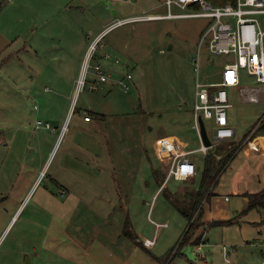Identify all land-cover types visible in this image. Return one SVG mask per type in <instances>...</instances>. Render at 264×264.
I'll return each mask as SVG.
<instances>
[{
    "label": "rangeland",
    "instance_id": "1",
    "mask_svg": "<svg viewBox=\"0 0 264 264\" xmlns=\"http://www.w3.org/2000/svg\"><path fill=\"white\" fill-rule=\"evenodd\" d=\"M50 1L0 0V178L12 177L13 175L6 172L9 169L8 165H11L12 161L14 164L25 161L29 156L28 153L31 152L25 150L16 153V149L12 146L14 142L11 143L12 134L16 129L28 130V134L24 137L26 143L23 145L26 148L40 140L53 143L59 133L55 136L52 135V130L46 129L48 122L53 129L58 130L53 119L45 115L46 105L49 108L56 105L53 114L59 116L65 114V117L69 118L73 102L77 101L76 97L74 100L68 97L69 91L64 87L60 91L62 96L58 97L63 100L58 103L57 101L53 103L54 99L51 100L54 97L53 86L47 81L56 78L60 73L58 70H24L21 68V63L6 62L12 53L10 43L17 41L32 28L35 29V21L40 15L53 12ZM84 2L89 5L90 15L98 17L99 22L96 23L98 30L103 29L105 25L112 26L104 33L100 45L104 44L105 51L110 54L107 59L109 63L115 64L116 60L121 61L115 65V69L118 68V71L123 69V74L114 73L112 68L106 69L110 74L112 73V76L104 82L100 91H91L97 96L100 107L99 110L96 108V111L107 114L105 128H108V138L116 143L114 150L121 154L122 150H125L128 156H133L129 168L121 173L122 179L124 176V180L131 179L132 188L129 186L128 192L124 190L126 192L122 195V199L116 203L118 209H115V205L100 206L101 203L90 206L88 200L91 197H86L85 205L82 202H79V205L77 201L70 204L68 220L70 221L71 218L73 223L70 227L71 233H76V228L85 221L87 230L95 236L104 235L105 238H101L102 242L106 247L117 252L118 260L114 263L101 264H163L157 256L161 258L170 252L189 224L188 219H185L170 200L171 191L178 189L182 193L186 190L196 191L200 179L196 181L189 179L184 182L170 180L167 189L163 192L161 190L154 199L158 185L153 179L151 167L162 165L155 149V141L164 135L183 132L181 130L183 114L194 109L197 80L200 79L203 83L221 82L227 58L212 55L204 46L199 47L201 31L209 22L206 18L148 20L149 15L162 16L168 13L166 0H85ZM115 10L118 12L116 15ZM172 12L181 14L189 11L174 6ZM134 16H140V19L118 24L119 20ZM95 36L92 37V41ZM117 44L122 45L125 56L117 57L111 52V47ZM170 46L172 49L169 48ZM128 54L131 57L130 61L127 58ZM198 61L201 66L197 70ZM91 70L87 77L92 76ZM82 74L83 70L77 82ZM128 74L132 75V80L128 79ZM242 76L244 80L241 88L260 87V90H264V83H259L257 77L248 75L246 70L242 72ZM122 79L124 82L128 81L131 87L129 91L124 89L123 83L120 82L123 81ZM107 86L110 90L105 92ZM81 87L79 92L86 90L89 93V87ZM228 93L233 104L230 110L231 124L236 128V136L233 140L242 142V139H246L248 135L244 137L246 132L256 126L255 124L264 116V95L260 98L257 92L260 101L251 102L246 99L248 93L246 92L242 97L237 88L231 87ZM80 97L78 105L83 106L85 94H81ZM73 111L72 116H74ZM79 117V114H76L74 119L71 117V120L73 119L71 126ZM38 120L44 125L38 126ZM204 121L208 136L214 141L216 125L211 120ZM83 138L86 136L84 135ZM91 138L92 136L89 139ZM133 138L135 140L139 138V143L134 142ZM228 142H219L214 149ZM200 145L197 143L190 147L198 148ZM64 151L65 146L59 152L57 161ZM138 153L140 155L137 157L135 154ZM38 154L42 155L43 151ZM200 155L201 153L197 154L198 157ZM140 156L143 158L141 162ZM37 161L40 163L42 159ZM202 165L198 164V174L201 173ZM45 184L46 181L43 186ZM217 191L228 195L232 207L242 199L235 195L236 192H243L246 195L263 193L264 152L253 148L249 143L244 144L222 174L217 184ZM95 207L100 210H96ZM263 215L264 209L250 210L247 215L249 219L246 220L262 222ZM39 216H41L39 223L47 224L54 218V223L57 224L55 217L47 209L41 211ZM127 216L129 231L132 230V233L137 234L143 229L144 235L151 240L157 236L156 246L151 249L143 248L142 244L139 245L134 238L125 234V231L124 233L120 231V237H115V244L110 241L107 236L117 235L114 229L116 220L123 221L121 229H124ZM17 220L15 219L11 230L4 234L1 231L4 224L0 223V259L5 247L11 242V236L20 225V221ZM244 220L245 218H241L240 223L236 225L234 223L225 231L219 226L209 228L210 230L206 231V241L199 246L187 245L180 249L176 246L178 254L167 264H205L204 261H207V264H264V223L260 228ZM201 230L202 227L199 231ZM46 233L47 230L38 229L40 238ZM88 243L94 247L96 253L100 254L99 243L92 244L91 241ZM71 246L72 243L68 241L62 244L61 249ZM40 251L47 258L46 261H42L43 264H49V260L50 264H73L64 254L57 256L49 249Z\"/></svg>",
    "mask_w": 264,
    "mask_h": 264
},
{
    "label": "crops",
    "instance_id": "2",
    "mask_svg": "<svg viewBox=\"0 0 264 264\" xmlns=\"http://www.w3.org/2000/svg\"><path fill=\"white\" fill-rule=\"evenodd\" d=\"M84 1L51 0L50 6L53 12L40 15L35 21V29L32 28L30 31L25 32L17 41L9 45L12 53L6 61L8 64L21 63V68L24 70H58L60 72L56 78L47 81L54 87H52L54 97L51 99H54L53 103L63 100L58 98L62 96L60 91L63 87L69 91L68 97L73 100L76 97L77 101L76 103L73 102L69 118L65 117V114L60 116L53 114L52 111L56 109V105L52 108L46 105L47 111L45 115L51 117L54 123L57 124V131L51 125L49 128L46 127V129L52 130V135L56 136L59 133L55 142L50 143L40 140L26 148L23 145L26 143L24 137L28 134V130L20 128L16 129V132L12 134L11 143L14 142L12 146L16 149L17 154L25 150L31 152L30 154L28 153L29 156L27 155L28 158L26 157L25 161L15 164L12 161L11 165H8L9 169L6 172L13 175V178L10 176H2L0 178V223L4 224V228L1 229L2 234L11 230L15 219L20 221L19 227L10 238L11 242L2 253L0 264H43L42 261H46L47 258L43 256L41 249H49L52 254L57 256L64 254L68 261L73 264H78V262L79 264L114 263L118 260L117 252L110 247L108 248V246L106 247L102 242L101 238H105L103 234L100 237L95 236L94 233L87 230L85 221L76 228V233H71V218L70 221L68 220L70 204H74L77 201L78 204L82 202L85 205L87 203L86 197H91L88 200L90 206L101 203L100 206L115 205V209H118L116 203L119 202V199H122V195L126 191H129V186L132 188L131 179L124 180L125 176L122 179L121 173L129 168L133 156H128L125 150H122V154L114 150L116 143L111 138H108V128H105L107 114L106 112L103 113V111H96V108L99 110L100 107L94 92L91 90H89V93L86 90L79 92L80 86L77 80L81 71L83 70L84 72L92 37L96 35L94 37L96 39L99 36H103L109 30L107 27L110 26L105 25L103 29L98 30L96 27V23L99 22L98 17L90 15L89 5H86ZM114 14L116 15L118 12L115 10ZM135 17L140 16L131 18L134 20ZM105 49L104 44H99L97 56L101 64L108 59L105 55H110ZM110 50L117 57L125 56V50L120 44L114 45ZM127 58L130 61L131 57L129 54ZM117 61L113 65L107 60L102 65L107 70L112 68V71L118 75L120 73L123 74V69L120 71L117 70L118 68L115 69V65L121 62ZM126 62L128 63V61ZM127 63L126 65L129 68ZM107 73L109 72L107 71ZM102 86L96 92L100 91ZM135 87H137V84ZM105 88V92L110 90L108 86ZM83 93L85 94V102L81 106L78 104ZM258 93L261 98L264 95L263 89L259 90ZM75 104L76 106L74 107ZM72 111L74 116L79 114L80 117L71 126L74 119ZM183 115L184 121L181 129L183 132L164 135L155 141V149L162 165L161 167H151L153 179L155 184L158 185L154 199L161 190L163 192L167 189L170 180H175L170 177L169 172L176 155L184 152L190 153L187 157L192 159L198 168V164L200 166L203 164L202 166H204L206 155L215 147L210 148L207 153L202 152L200 149L204 143L201 140V126L198 128L195 122L194 109L185 112ZM71 117L73 118L72 120ZM86 117L91 118L87 121ZM84 135L86 138H83ZM90 136H92L91 139H89ZM133 141L139 143V138L137 140L133 138ZM244 141L245 139H242L241 146H243ZM197 143L201 144L198 148L190 147L192 144ZM217 143L219 142L213 141V145ZM63 146H65V151L57 161L56 159ZM40 151H43L42 155L38 154ZM260 151L264 152V148H261ZM200 153L201 155L198 157L197 154ZM135 155L138 157L140 153ZM139 158L141 162L143 158L141 156ZM38 159H42V162L39 163ZM145 166L146 164L144 168ZM201 173L198 174L197 172L195 176L189 179L194 181L197 179L201 180ZM45 181L46 184L43 186ZM198 187L199 185L196 190L199 189ZM216 188L213 190L214 195L203 202L201 219L204 226L197 233L198 236L200 234L203 236L202 243L207 239L206 231H209V228H213L208 227V225L213 222L234 219L233 224L235 223L236 225V223L241 222V218H245L244 221L251 222V225L262 228L264 221L246 220L249 219L247 215L250 212L248 209L250 204L248 195L243 192H236L237 194L235 195L242 197V199L232 207L231 199H229L228 195H224L219 191L216 192ZM179 190L171 191V193H179L184 196L187 191L182 193ZM95 208L96 210L99 209ZM46 209L55 217L57 224L54 223V218L52 221H48L47 224L39 223L38 220L41 217L39 214ZM254 210L260 211L258 209ZM122 222L116 220L114 227L117 232L116 236H107L113 244H115V237H120V231L124 233V229H121ZM125 223H129L128 216ZM233 224L218 226L223 227L225 231L227 227H231ZM40 228L47 230L43 238H40L38 234V229ZM137 236L138 239L135 240L139 245L142 244L143 248L151 249L157 244L156 238L158 237L155 236L153 240L147 238L143 229L137 233ZM68 241L72 243V246L64 250L61 249L62 244ZM90 241L92 244L99 243L100 254L94 251V247L88 243ZM231 254V251H229V255ZM159 257L157 256L158 259ZM206 262L204 261L205 264H207Z\"/></svg>",
    "mask_w": 264,
    "mask_h": 264
},
{
    "label": "built area",
    "instance_id": "3",
    "mask_svg": "<svg viewBox=\"0 0 264 264\" xmlns=\"http://www.w3.org/2000/svg\"><path fill=\"white\" fill-rule=\"evenodd\" d=\"M166 1L169 7L168 13L162 16L149 15L148 20L206 18L209 22L201 31L199 47L204 46L212 55L227 58L221 82L203 83L200 79L197 80L194 116L198 128H200L199 117L201 116L205 120L213 121L216 125L215 142L231 141L236 136V128L231 124L230 110L233 104L230 102L228 89L237 88L242 97L246 92L248 93L246 98L249 101H260L257 96L260 87L241 88V85L244 80L242 72L245 70L248 75L257 77L259 83H264V0H229L225 5H215L208 0ZM174 6L189 12L175 14L172 12ZM138 19L140 18H134V20ZM134 20L133 18L119 20L118 24ZM111 28L112 26L108 27V29ZM102 37L94 39L88 48L85 69L79 80L81 88L89 87L90 90H98L111 77L97 56ZM105 57L109 58V55ZM200 66L201 63L198 64L197 70ZM90 70L92 76L87 77ZM128 79L132 80L131 74H128ZM122 80L120 82L123 83L124 89L129 91L131 87L128 81ZM90 118L86 117V120L89 121ZM263 124L264 116L248 133L243 145L249 143L255 149L264 148V131L260 130ZM37 125L42 126L43 123L38 121ZM46 127L49 128L50 124L46 123ZM214 146L207 147L203 144L200 150L207 153ZM188 154L190 153L184 152L176 155L169 172L170 177L177 181H185L197 174L196 163L187 157Z\"/></svg>",
    "mask_w": 264,
    "mask_h": 264
},
{
    "label": "trees",
    "instance_id": "4",
    "mask_svg": "<svg viewBox=\"0 0 264 264\" xmlns=\"http://www.w3.org/2000/svg\"><path fill=\"white\" fill-rule=\"evenodd\" d=\"M215 5H225L229 0H208ZM256 125V124H255ZM250 128L244 137L254 128ZM261 131H264V124L262 125ZM242 142L233 140L229 141L225 145L218 146L216 149H211L206 155L204 160V166L201 170V180L199 183V189L196 191L187 190L184 196L179 193H171L170 200L177 207L179 212L188 219V226L177 243L178 249L183 248L187 245H199L202 243V235H197L198 231L204 223L202 222L203 214V202L209 200L214 194L213 190L216 188L221 175L225 173L227 167L232 163V160L236 157L237 152L240 150ZM249 197V210H262L264 209V192L256 194H248ZM234 220V219H233ZM233 220L213 222L208 227H214L223 224H233ZM130 224L124 228L125 234L128 236L138 239L137 234L129 231ZM176 246L171 248L164 257H159V260L163 264H167L178 254Z\"/></svg>",
    "mask_w": 264,
    "mask_h": 264
},
{
    "label": "water",
    "instance_id": "5",
    "mask_svg": "<svg viewBox=\"0 0 264 264\" xmlns=\"http://www.w3.org/2000/svg\"><path fill=\"white\" fill-rule=\"evenodd\" d=\"M170 49H172V46L169 47ZM199 125L201 126V140L203 141V143L205 144V146L207 147H212L213 146V141L210 140L208 133H207V128L206 125L204 124V119L201 117H199Z\"/></svg>",
    "mask_w": 264,
    "mask_h": 264
}]
</instances>
